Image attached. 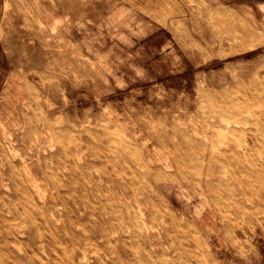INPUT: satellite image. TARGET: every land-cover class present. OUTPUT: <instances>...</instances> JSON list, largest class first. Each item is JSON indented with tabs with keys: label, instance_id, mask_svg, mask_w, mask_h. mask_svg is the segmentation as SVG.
I'll list each match as a JSON object with an SVG mask.
<instances>
[{
	"label": "rangeland",
	"instance_id": "1",
	"mask_svg": "<svg viewBox=\"0 0 264 264\" xmlns=\"http://www.w3.org/2000/svg\"><path fill=\"white\" fill-rule=\"evenodd\" d=\"M174 7L0 0V264H264V0Z\"/></svg>",
	"mask_w": 264,
	"mask_h": 264
},
{
	"label": "crops",
	"instance_id": "2",
	"mask_svg": "<svg viewBox=\"0 0 264 264\" xmlns=\"http://www.w3.org/2000/svg\"><path fill=\"white\" fill-rule=\"evenodd\" d=\"M143 16L174 15V3L179 0H120Z\"/></svg>",
	"mask_w": 264,
	"mask_h": 264
},
{
	"label": "bare ground",
	"instance_id": "3",
	"mask_svg": "<svg viewBox=\"0 0 264 264\" xmlns=\"http://www.w3.org/2000/svg\"><path fill=\"white\" fill-rule=\"evenodd\" d=\"M29 169V168H28Z\"/></svg>",
	"mask_w": 264,
	"mask_h": 264
}]
</instances>
